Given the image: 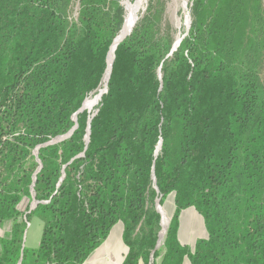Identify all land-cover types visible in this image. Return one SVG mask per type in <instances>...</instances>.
Wrapping results in <instances>:
<instances>
[{
  "label": "trees",
  "instance_id": "1",
  "mask_svg": "<svg viewBox=\"0 0 264 264\" xmlns=\"http://www.w3.org/2000/svg\"><path fill=\"white\" fill-rule=\"evenodd\" d=\"M122 1L0 0V264H83L117 225L122 264H264V0H191L172 53L165 2L148 0L95 114L79 112L102 88ZM188 212L206 234L192 246Z\"/></svg>",
  "mask_w": 264,
  "mask_h": 264
},
{
  "label": "rangeland",
  "instance_id": "2",
  "mask_svg": "<svg viewBox=\"0 0 264 264\" xmlns=\"http://www.w3.org/2000/svg\"><path fill=\"white\" fill-rule=\"evenodd\" d=\"M135 1L136 0H123L122 4L125 8V11L127 10V6L129 5V3L134 4ZM163 1L165 2V12H164L165 21L170 26V28L172 30H174V45H176L175 44L176 39L179 37L182 40L186 36V34L188 33V30H189L188 28L190 25V23H189L190 22L189 7H190L191 0H163ZM147 4H148V0H143V4L137 13V16H138L137 19H139V17H141V15L144 13V11L146 10ZM160 77H161V74H160ZM106 86H105V89H106ZM100 87L95 92H93L91 95H89L88 98L84 102V103H86L88 101L96 100L93 107L88 108V109L86 108L87 109L86 111L89 112L92 116L95 114L96 109L98 107V103L101 100L100 91L104 90L103 92H105V91L107 92V90H105L103 88V86H102V88H100ZM99 98H100V100H99ZM85 139H86V137H85ZM171 200H172V197H169L167 199V201L164 203V207H160V209H159V214H160V217L162 219L161 224H162V221L164 220L163 225H162L163 231L161 233V240L164 238V235H166V234H164V232L166 233V230H167L169 222H170V217H171L173 210H174ZM27 204H28V208L31 206V203L29 201L25 200L22 203V205L20 206V208H22V210H24L25 206ZM181 219H182V222L180 225L179 233H181L180 241L182 242V244L192 246L196 239L205 237L206 234L204 233V230L202 227V221L195 213L188 212L187 214L182 216ZM40 223L41 222L39 221V219L35 216L29 218L28 225H27V229H29V227L31 225L29 235L35 230L36 225H38ZM4 230L5 229H2L0 227V232H4ZM159 234H160V232H159ZM29 235H28V237H29ZM162 242H163V240H162ZM162 242H161L160 246L158 247V249H160L162 247ZM28 245H29V242H28Z\"/></svg>",
  "mask_w": 264,
  "mask_h": 264
},
{
  "label": "crops",
  "instance_id": "3",
  "mask_svg": "<svg viewBox=\"0 0 264 264\" xmlns=\"http://www.w3.org/2000/svg\"><path fill=\"white\" fill-rule=\"evenodd\" d=\"M30 228L31 225L29 229H26L23 236V248L33 251L39 246L41 241L43 223L41 222L36 225L35 230L29 235ZM122 236V226H115L109 233V237L106 241L99 248H97L83 264H122L124 256L127 252V249L123 244Z\"/></svg>",
  "mask_w": 264,
  "mask_h": 264
},
{
  "label": "bare ground",
  "instance_id": "4",
  "mask_svg": "<svg viewBox=\"0 0 264 264\" xmlns=\"http://www.w3.org/2000/svg\"><path fill=\"white\" fill-rule=\"evenodd\" d=\"M143 4V0H136L135 3L133 4H130L127 6V10H126V18H125V22H124V25L122 27V30H121V33L118 35V37L115 39L111 49H110V52H109V55H108V66L110 67L111 63H112V58L114 56V52L116 50V45L120 42V40H122L123 38H125L127 35L130 34L131 32V29L133 28L134 24L136 23L137 21V13L140 9V7L142 6ZM179 41H180V38L178 37L175 41V47H177L179 44ZM109 69L106 70V74H105V78H104V81H103V88L105 89V85H106V82H107V79L109 77ZM104 91V90H103ZM103 91H100V98L102 96V94L104 93ZM103 92V93H102ZM99 98V100H100ZM98 100V101H99ZM96 100H92V101H88L86 103H84V108L88 109V108H91L94 106ZM164 221V220H163ZM163 221H162V225H163ZM167 228V227H166ZM163 230H161L160 232V244L162 242L161 240V233H162ZM165 233V232H164ZM165 236V235H164Z\"/></svg>",
  "mask_w": 264,
  "mask_h": 264
},
{
  "label": "water",
  "instance_id": "5",
  "mask_svg": "<svg viewBox=\"0 0 264 264\" xmlns=\"http://www.w3.org/2000/svg\"><path fill=\"white\" fill-rule=\"evenodd\" d=\"M124 10H125V8H124ZM138 20V19H137ZM137 22V21H136ZM190 23V22H189ZM123 25H124V23H123ZM123 25H122V27H123ZM122 27H121V29H120V33H121V30H122ZM132 32V31H131ZM130 32V33H131ZM119 33V34H120ZM118 34V35H119ZM118 35L115 37V39L118 37ZM130 35V34H129ZM129 35H127L126 37H128ZM125 37V38H126ZM125 38H123L122 40H120V42L121 41H123ZM115 39H114V41H115ZM114 41L112 42V45H113V43H114ZM180 41H181V39H180ZM180 41H179V43H180ZM119 42V43H120ZM178 43V44H179ZM112 45H111V47H112ZM179 46V45H178ZM177 46V47H178ZM177 47H175V45H174V47H173V49H172V51H171V53L172 52H174L175 50H176V48ZM107 58H108V55H107ZM113 62H114V56H113V58H112V63H111V65H110V67L108 66L107 67V69H109V77H110V72H111V67H112V64H113ZM106 69V70H107ZM109 77H108V79H107V82H108V80H109ZM107 82H106V85H107ZM105 85V86H106ZM106 90V89H105ZM106 92V91H105ZM104 92V93H105ZM103 93V94H104ZM85 102V101H84ZM84 102H83V104H84ZM82 104V105H83ZM84 110H86L85 108H84V105L82 106V108L79 110V112H82V111H84ZM74 121H76L75 120V118L73 119ZM86 134H87V136H86V139H85V142H86V144H88V142H89V126H88V128H87V131H86ZM71 135H72V130L67 134V135H64V136H60L59 138H56V139H54V140H52V141H50L49 143H47L48 145H54V144H57V143H60V141H63V140H65V139H68L69 137H71ZM38 148H36L35 149V151H34V156H35V159H36V162L39 164V168L37 169V171L33 174V184H32V187H31V190H30V193L32 194V202H31V206L29 207L30 209H29V211L25 214V215H27V214H30L35 208V206L37 205V202L35 201V199H34V197H35V194L33 193V186H34V183H35V181H36V179H35V176H36V174L40 171V169H41V164H40V162H39V160H38V150H37ZM153 180H154V184H155V178H154V176H153ZM154 189L156 190V188L154 187ZM155 205H156V209L158 210V213H159V209H160V206L158 205V201H156V203H155ZM165 234V233H164ZM165 237V236H164ZM164 239V238H163ZM160 246V235H159V239H158V242L156 243V246H155V249H158V247ZM23 247V246H22ZM21 261H22V256L20 257V260H19V262H18V264H20L21 263Z\"/></svg>",
  "mask_w": 264,
  "mask_h": 264
}]
</instances>
